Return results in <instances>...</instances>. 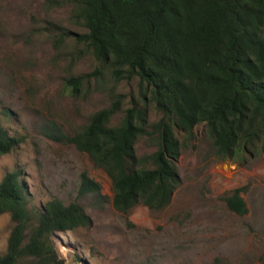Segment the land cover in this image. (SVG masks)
I'll use <instances>...</instances> for the list:
<instances>
[{
	"label": "rangeland",
	"instance_id": "obj_1",
	"mask_svg": "<svg viewBox=\"0 0 264 264\" xmlns=\"http://www.w3.org/2000/svg\"><path fill=\"white\" fill-rule=\"evenodd\" d=\"M72 10L66 0H0V124L22 139L0 157V182L19 172L31 211L55 199L84 208L87 226L53 237L66 264H264V152L221 162L204 124L175 161L181 185L169 206L115 209L111 179L68 138L117 99L121 111L112 124L134 103L149 130L161 114L138 78L116 81L107 69L95 74L100 66L91 50L68 35L85 32ZM90 74L75 92L69 80ZM177 137L185 141L184 134ZM156 150L150 136L135 144L138 157ZM84 174L99 191L80 194ZM239 188L248 206L244 216L225 200ZM32 223L29 228L35 217ZM14 226L11 214L0 215L2 253Z\"/></svg>",
	"mask_w": 264,
	"mask_h": 264
},
{
	"label": "trees",
	"instance_id": "obj_2",
	"mask_svg": "<svg viewBox=\"0 0 264 264\" xmlns=\"http://www.w3.org/2000/svg\"><path fill=\"white\" fill-rule=\"evenodd\" d=\"M84 33H69L87 46L99 68L116 81L138 78L144 96L161 114L149 130L138 103L121 111V100L102 109L74 137L68 138L111 179L113 205L128 212L139 202L161 211L181 185L175 161L196 129L205 125L215 157L242 161L264 152V0H66ZM90 75L69 80L75 92ZM184 134L185 141L177 137ZM150 136L157 150L138 157L135 144ZM22 139L0 124V157ZM100 185L86 174L80 194ZM243 188L226 197L228 208L248 213ZM15 223L0 264H66L54 235L90 222L78 203L51 200L31 211L19 172L0 182V215ZM36 218V225L29 228ZM30 229V234L27 230Z\"/></svg>",
	"mask_w": 264,
	"mask_h": 264
}]
</instances>
